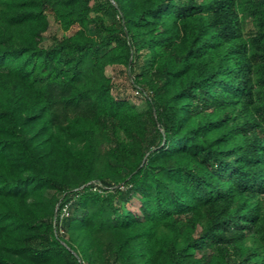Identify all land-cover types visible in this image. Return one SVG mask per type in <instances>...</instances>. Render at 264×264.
Here are the masks:
<instances>
[{
    "label": "trees",
    "instance_id": "obj_1",
    "mask_svg": "<svg viewBox=\"0 0 264 264\" xmlns=\"http://www.w3.org/2000/svg\"><path fill=\"white\" fill-rule=\"evenodd\" d=\"M0 264H264V0H0Z\"/></svg>",
    "mask_w": 264,
    "mask_h": 264
},
{
    "label": "rangeland",
    "instance_id": "obj_2",
    "mask_svg": "<svg viewBox=\"0 0 264 264\" xmlns=\"http://www.w3.org/2000/svg\"><path fill=\"white\" fill-rule=\"evenodd\" d=\"M49 28L46 33L43 34V40L45 44H50L53 41V37L60 38L63 35H69L71 32L63 33L60 26L54 21V19L49 16ZM88 33L91 36H95L93 29H88Z\"/></svg>",
    "mask_w": 264,
    "mask_h": 264
},
{
    "label": "built area",
    "instance_id": "obj_3",
    "mask_svg": "<svg viewBox=\"0 0 264 264\" xmlns=\"http://www.w3.org/2000/svg\"><path fill=\"white\" fill-rule=\"evenodd\" d=\"M136 93H138V92H136Z\"/></svg>",
    "mask_w": 264,
    "mask_h": 264
}]
</instances>
